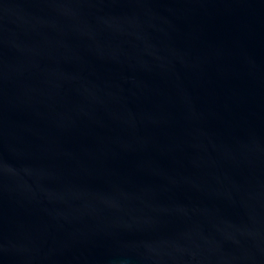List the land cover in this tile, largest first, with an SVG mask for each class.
Instances as JSON below:
<instances>
[{
  "label": "water",
  "instance_id": "obj_1",
  "mask_svg": "<svg viewBox=\"0 0 264 264\" xmlns=\"http://www.w3.org/2000/svg\"><path fill=\"white\" fill-rule=\"evenodd\" d=\"M0 264H264V0H0Z\"/></svg>",
  "mask_w": 264,
  "mask_h": 264
}]
</instances>
